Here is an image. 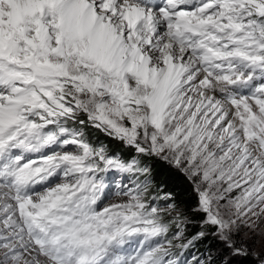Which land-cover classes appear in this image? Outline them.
Masks as SVG:
<instances>
[{
	"label": "snow or ice",
	"instance_id": "1",
	"mask_svg": "<svg viewBox=\"0 0 264 264\" xmlns=\"http://www.w3.org/2000/svg\"><path fill=\"white\" fill-rule=\"evenodd\" d=\"M148 160L192 182L215 255L183 259L206 233L185 236ZM249 234L264 241V0H0V264H264Z\"/></svg>",
	"mask_w": 264,
	"mask_h": 264
},
{
	"label": "trees",
	"instance_id": "2",
	"mask_svg": "<svg viewBox=\"0 0 264 264\" xmlns=\"http://www.w3.org/2000/svg\"><path fill=\"white\" fill-rule=\"evenodd\" d=\"M87 138L94 145H105L111 152L122 155L124 158H128L134 153L131 149L125 147L121 142L109 137L104 132L95 129L94 127L85 128ZM149 165L152 167V174L158 179L154 182L153 187L163 181L161 184L160 195H163L164 192H171L175 198V203L179 207L180 211L187 217V224L185 227V236L188 239H191L193 236L201 232L202 221L204 219L203 213L193 211L197 206L198 198L194 187L191 181L179 170L166 165L164 163L148 160ZM158 204L163 206L165 201L159 200ZM197 245V240H196ZM209 247L208 243L202 242V246L197 250L200 251V254L207 255V249ZM218 248L213 249L217 251ZM248 264H255L254 258H249Z\"/></svg>",
	"mask_w": 264,
	"mask_h": 264
},
{
	"label": "rangeland",
	"instance_id": "3",
	"mask_svg": "<svg viewBox=\"0 0 264 264\" xmlns=\"http://www.w3.org/2000/svg\"><path fill=\"white\" fill-rule=\"evenodd\" d=\"M117 183H119V178H117ZM129 183H131V181H129ZM130 186V185H129ZM117 191L116 187L113 186L112 188V194L110 195V199L115 201L117 199V197L115 196V192ZM201 231H204L206 233L205 237L203 239H199L197 240V245L198 248H200L202 246V242L204 243H208L209 244V249H207V255L209 252L212 253V255H215L217 251H213V249L221 248V245L217 239V237H215L214 235H212L213 230L206 227V226H202L201 227ZM243 239H245L247 241V243L249 244V246L255 248V250L257 252L264 250V241H257L255 238H253L251 236V234H249L248 236L243 237Z\"/></svg>",
	"mask_w": 264,
	"mask_h": 264
}]
</instances>
